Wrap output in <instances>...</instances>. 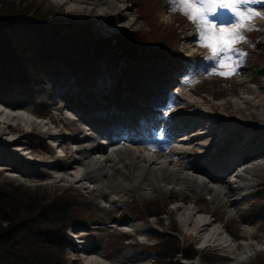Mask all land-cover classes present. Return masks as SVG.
<instances>
[{
	"label": "rangeland",
	"instance_id": "374dc122",
	"mask_svg": "<svg viewBox=\"0 0 264 264\" xmlns=\"http://www.w3.org/2000/svg\"><path fill=\"white\" fill-rule=\"evenodd\" d=\"M90 1L92 0L86 2L69 0L68 4L78 2L82 3L83 7H88ZM1 2L6 6L12 4L15 7L13 9L25 12V17L15 22H0V49L6 47L7 43L14 49L11 50L13 57L10 55L5 57V59L10 57V66L0 65V87L7 80L17 78L18 74L25 77L26 84L23 86L22 83H14L8 86L9 90H0V99L7 101L11 107L17 108L16 110L21 109L19 107H26L31 111L32 119L40 125L30 126L29 131L20 126H9V131L0 135V165L4 166V162L11 161L29 174L26 176L27 179L30 178L20 183L9 177L4 169H0V191L5 192L7 196L31 198L32 203L37 201L39 216L32 225L43 232V239L51 241L48 244L43 242V248L39 251L40 257L46 260L45 264H82L80 255L83 253L78 252L76 245L81 247L83 243L95 250L108 264L231 262L230 259L222 257V252L218 249L202 246L200 248L197 242H193L194 237L188 238L185 235V229L180 226L178 220L180 211L174 208L177 206L183 210L194 203L198 209L204 210L199 216L206 218L207 222H213V227L219 226L223 235L231 237L234 243L243 240L242 228L246 225L257 226L255 240L264 235V165L258 168L256 166L255 171L247 175L248 184L242 187L241 193L236 194L239 200L238 209H228L206 192L174 185L168 189L164 187L151 189L146 186L129 188L120 198L115 197L116 200H113L108 193L91 188V183L108 174L113 180H118L119 161L114 164L115 171L110 170L103 174L92 171L85 180L78 182L79 184H65L53 182L42 175L44 163L27 162L8 149L14 145L8 147L3 145L4 138L16 137L20 144L15 145L21 148L24 144L35 158H38L37 160L59 168L69 167L71 161L68 159L73 156L71 139L79 133V124L74 119H67L66 115L72 117L73 114L70 113L74 110L91 121L98 114L105 113L106 109L111 111L123 108L126 111L124 116H130L128 109L138 112L142 109L149 110L155 99L163 98L166 89L171 82L173 83L174 73L178 71L182 84L177 86L184 92L178 93V98L177 92L170 94L165 105L167 109H175L171 116L172 124L181 119L184 130H189L196 127L194 124L196 120L200 119L199 124L202 125L199 126H203L208 123H204L205 119L212 117L215 122L221 123L220 127L228 125L225 122L237 115L235 106H239L241 101L264 100V88H261L264 86V0L247 5L260 13V16L251 21L257 26H253L255 31L243 33L252 38L253 50L250 49L249 59L245 56L239 59L234 57L245 64L243 68L240 66L237 74L230 79L209 76L207 73L212 65L205 59L202 60L203 64H198L199 74L191 72L192 66H189V63L186 64L188 67L185 70L180 69L185 63H177L174 60L158 64L161 69L157 68L154 62L134 60L130 64L135 63L134 66L139 69L132 70L130 64L127 65L118 55V51H115L114 55L105 49L102 53L99 52L96 60L87 62L82 60L91 70L88 76H82V73L59 64L58 59L62 56L52 49L58 42L51 44L46 36L49 32L52 33L53 28L55 29L53 32L57 33L62 27H67V31H70L68 28L70 25H87L93 36L96 35L100 40L108 39L116 49L120 45L132 50L136 45L137 53L145 55L150 48L163 52L169 48L170 55L174 58L178 55L186 57L198 53L190 28L181 17L173 14L169 8L163 7L162 0H114L121 7L115 14L100 13L95 3H92L89 9L75 12L68 10V4L59 0H1ZM31 16L33 18L30 19ZM36 16L44 18L45 22L33 20ZM226 19L231 17L227 16ZM125 20H130V24H122ZM42 46L45 47L44 50ZM47 55L58 59L48 62V59L45 60ZM129 71L132 72L131 75L128 74ZM122 75L124 78L121 81ZM201 76L203 79H198ZM126 78L134 82L136 88L127 85L124 81ZM187 102L197 103L199 107L186 108L184 106ZM200 103L205 104L204 107L210 110L203 114L204 109ZM249 109L253 108L248 106L247 110ZM247 110L244 112H248ZM223 114L229 118L226 119ZM185 118L187 120L194 118V121H186ZM250 124V127L258 128L255 123ZM45 128L48 129L47 133L44 131ZM221 128L219 132L224 130V127ZM236 129L233 128L239 134L236 136L238 138L234 136L226 142L221 141L219 150L213 154L220 158H225V155L228 156L230 153L237 154L230 157L232 161L225 158V161L228 160V166L223 171L212 172L214 176L222 177L224 182L226 180L224 173L230 170V164L237 159L235 157L250 156L247 161L254 162L259 159L258 156L264 155L263 129L259 130L260 132L255 131L254 134L247 125L245 129L241 130L239 127ZM246 131L253 135L248 145L242 141L248 134ZM49 132H53L51 137H48ZM53 134L62 136L57 138ZM152 134L155 144L158 145L150 147L152 155L147 154L146 149L140 145L132 147L147 160H156L160 163L169 150L167 148L169 144L164 145L166 142L162 139L160 128L154 127ZM240 136V141H237ZM55 138L59 145L49 147L48 142ZM98 139L95 136V144ZM240 142L243 147L239 146ZM194 143L193 141L185 143L183 149H190L189 146L191 150L178 156L180 162L198 161V144ZM63 147L66 148L65 152L62 151ZM229 148H232L231 151ZM104 152L110 154L111 150L106 147ZM197 163L200 164V161ZM187 165L193 167L195 163ZM176 169L184 174L191 170L190 166H178ZM200 178L204 177L199 176ZM52 202L57 203V211L45 208L44 205ZM136 226L147 230L146 234L133 231ZM78 241L83 242L78 244ZM257 251L241 264H264V248L260 247ZM125 254L135 256L138 260L133 263L131 259L124 258Z\"/></svg>",
	"mask_w": 264,
	"mask_h": 264
},
{
	"label": "bare ground",
	"instance_id": "6f19581e",
	"mask_svg": "<svg viewBox=\"0 0 264 264\" xmlns=\"http://www.w3.org/2000/svg\"><path fill=\"white\" fill-rule=\"evenodd\" d=\"M59 1H62L66 4H68L69 2V0ZM75 1L86 2L87 0ZM78 2L76 4H68L67 9L76 12L77 10L79 11L85 8L89 9L91 7V4L95 3V5L99 7L98 9H100V13L115 14L117 10H120L121 8L120 5L114 2V0H92L90 1L91 3H89L88 7H83L81 5L82 3ZM103 5L106 6L104 7ZM122 24L129 25L130 20H125V22H123ZM261 88H264V86H262ZM183 92L181 94H183ZM200 104L204 109L203 114L206 113L205 111L210 110L209 108L204 107L206 106L205 104ZM193 106L199 107V104L194 102L188 104L187 102L184 107L189 108ZM248 106H251L253 109L247 110ZM19 108L21 109L16 110L17 108L11 107V105L7 101L0 99V135H3L6 133V131H9V126H20L23 127V129H25L26 131H29L30 126L40 125L35 122L36 120L34 121V119H32L30 110H28L26 107ZM116 110L120 109L116 108L111 111L109 109H106L104 111V114L106 115L109 111L114 112ZM245 110H247L248 112L245 113ZM235 111L237 115L232 118H229L226 114H223L226 119L229 118L230 120L225 122L228 123V125L221 126L224 127V130L221 132H219L220 129H222L220 127L221 123H215L214 118L208 117L207 119H205L204 123H208L206 125L203 124V126H199L202 125L199 124L200 119H195L196 121L194 122V124L196 127L185 131L183 133V136L178 138V140L180 141L170 142L171 140H169V150L166 152L165 156H163V162L160 163H158L156 160H147L142 154H140L138 150L134 149L132 146L118 148L117 150H111L110 154H106L104 152L106 148L100 145L104 142V139L100 137L95 144V135L93 132L97 131L98 133L105 134H107L106 132H110V129H112V127H109V121L103 120V122H98L96 121L95 117H93V119L90 121L85 119L83 115L79 114L76 115L75 118V122L79 124V133L71 139L73 156L68 159L71 161V166L69 167L63 166L62 168H59L54 165L48 164V162H41L37 160L38 158L36 159L32 154V151L25 147L24 144L21 145V148L20 146L15 145L20 144L18 138L16 137L8 138L6 137V135H4L6 138H4L3 145L4 147L6 145V147L14 145L8 149L19 155L27 162L44 163L45 166H42L43 170L41 174L45 175L47 179L52 180L53 182H62L65 184H77L83 179L85 180V178L90 175L92 171L98 174H103L105 172L108 173L110 170L115 171L116 169H114V164L116 161H119L120 171L118 180H113L111 178V175L108 174L107 176H103L102 178L97 179L91 183V188L102 190L108 193L113 200H116L115 197L120 198L124 193L127 192L129 188L133 189L135 187L141 188L142 186H146L150 187L151 189H155L158 187H164L168 189L171 185H174L190 188L195 191L199 190L206 192L211 196V198L215 199V201H217L224 207L228 209H238L239 200L237 199L238 197L236 196V194L241 193L240 190L242 191V187L248 184L247 182L249 181L247 179V175L249 173H252V171H255L256 166L258 168L259 166L264 165V155L258 156L259 159H256L254 162L247 161L250 156H245L246 158L243 156L244 158H240L238 157V155L237 157H235L237 159L235 160L234 167H232L230 170L227 169L228 172L224 173V176L228 177L226 178L225 182L222 180V177L214 176L213 174L206 171L208 169H212L216 172L223 171L228 166V160L225 161V158H230L237 155H232V153H230L228 154V156L225 155V158H220L215 155L213 156V154H215L219 150L218 147L220 148L221 141L226 142L234 138V136L236 137L239 135L233 130V128L236 129L237 127H239L242 130L243 128L245 129V125H247L249 126V129L253 134L255 133V131L260 132L259 130H264V100L260 99L256 102H249L248 100L241 101V104L239 106H235ZM125 113H122V115H124ZM173 114L174 113L172 112L168 113V115ZM185 120L194 121V118H190L188 120L187 118H185ZM252 122L255 123L258 128L255 129L254 127H250V123ZM116 124L115 126H117ZM238 124L240 125L238 126ZM173 129L175 131L185 129L184 126H182L181 119H178L177 123L175 121L172 127H170L164 133V136H167V133H171L169 131H172ZM44 131L47 133L48 129L45 128ZM51 133L53 132H49L50 135L48 137L52 136ZM53 135H55V137L57 138L62 136V134ZM252 136L253 135L248 133L246 137L242 139V141H245V143H247L248 145V141L251 140ZM237 138L238 137H236V139ZM240 139L241 136L237 141H240ZM56 140V138L51 139L50 145H54ZM187 141H193L195 142L194 144H196L197 142L198 145H196L198 146V153L200 156L199 157L197 155V157L198 161H200V164L197 163L198 161L196 160L187 163L184 161H179L178 156L184 155L186 152H189L191 150V147L189 146L188 148L190 149H183ZM241 142L239 143V146L243 145ZM223 146H225V144ZM231 149L229 148L230 151ZM65 150L66 148L63 147L62 151L65 152ZM230 160L232 161L233 159L230 158ZM188 163H195V165L192 167V165H187ZM204 164L206 165V167H204ZM3 165L4 166L0 165V168L4 169L6 171V174L14 180L23 183L30 179H27L29 174L25 172V170H22L20 167L15 165L13 162H4ZM178 166H190L191 170H189L188 173L184 174L183 172H180L178 169H176ZM199 176H202L204 178L199 179ZM214 181L219 182L220 184H217ZM174 209H178L180 211L178 214V220L180 226L185 229V235L188 238L194 237L193 242H197V245L200 246V248L210 247L216 250L218 249L222 252V257L231 260V262H220L217 264H241L249 257H251V255L258 252L257 249H259L260 247L264 248V235L259 236L256 240L254 239L257 238L256 225H246L245 227H243V240L241 242L234 243L231 237H228V235H223V232L220 231L219 226L213 227V222H207L206 218L199 216V214L204 213V210L198 209L195 206V203L193 206H187L183 210L182 208L177 206H175ZM133 231H139V233L143 232V234H146L147 232V230L141 228L140 226L134 227ZM82 242L78 241V244H81ZM76 248L78 249V252L83 253L82 255H80L82 264H108L102 258H100L101 256L99 257L97 255L95 250L90 249L87 245H84V243L81 247L76 245ZM124 258L131 259V262L133 263L134 261L138 260L135 259V256L129 254H125Z\"/></svg>",
	"mask_w": 264,
	"mask_h": 264
},
{
	"label": "trees",
	"instance_id": "16d2710c",
	"mask_svg": "<svg viewBox=\"0 0 264 264\" xmlns=\"http://www.w3.org/2000/svg\"><path fill=\"white\" fill-rule=\"evenodd\" d=\"M163 4L170 5L169 0H162V5ZM13 8L15 7L12 4L6 6L0 0V22H15L25 17V12ZM177 16L181 18L185 17L179 12H177ZM31 18H33V16H31L30 19ZM33 20L39 23L45 22V19L39 16H36ZM68 28L70 31H67V27H62L57 33L53 32L55 30L53 28L51 29V34H49L50 32L46 34L51 44L55 41L58 42V44H54L55 48L52 49L56 51L59 56L61 54L62 58L58 59L47 55L45 60L48 59V62H51L58 59L62 67L79 71L82 74L91 71L86 67L84 62H87V60H96L99 56V52L102 53L104 49L114 55V52L118 51V55L126 58L129 64L134 60H141L148 63L154 62L160 65L161 63H169L171 60H177L181 57L180 55L175 58L172 57L170 55L171 51L168 50L169 48L165 49V52L156 48H150L149 52L145 55L137 53L136 45L132 50L120 45H118L116 49L108 39L105 41L100 40L96 35L93 36V32H91V29L87 25H70ZM74 31H76V33H74ZM43 43H46V41H43ZM44 48L45 47L42 46V50H44ZM238 49L239 51H249L250 47L244 42L239 45ZM11 50L14 49L9 46L8 43L6 47L4 46L0 49V52H2L0 54V65H5L4 67L10 66V57L7 59H5V57L6 55L13 57ZM134 64H130L132 70L137 68ZM21 76V74H18L17 78H11L4 82L0 90H9L8 86L14 83H22L24 84L23 86H25L26 79ZM4 193L5 192L0 191V264H45L46 260L40 257L39 251L40 248H43L44 243L48 244L51 241L43 239V232L38 227L32 225V222L34 223L35 219L39 216L37 201L32 203L33 200L31 198L12 197ZM44 206L49 211H57L56 208L58 207L56 202Z\"/></svg>",
	"mask_w": 264,
	"mask_h": 264
},
{
	"label": "snow or ice",
	"instance_id": "6c2138e0",
	"mask_svg": "<svg viewBox=\"0 0 264 264\" xmlns=\"http://www.w3.org/2000/svg\"><path fill=\"white\" fill-rule=\"evenodd\" d=\"M258 0H169V10L179 12L194 25L197 45L207 51L211 63L209 76L230 79L237 74L240 61L234 58L237 45L246 42L243 34L253 30L251 21L260 16L247 7ZM230 16L231 19H226ZM243 56V53H239Z\"/></svg>",
	"mask_w": 264,
	"mask_h": 264
}]
</instances>
